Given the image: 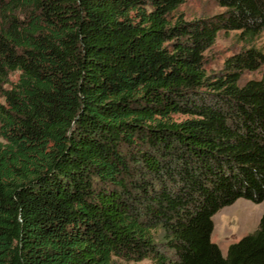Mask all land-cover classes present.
Instances as JSON below:
<instances>
[{
  "label": "trees",
  "instance_id": "16d2710c",
  "mask_svg": "<svg viewBox=\"0 0 264 264\" xmlns=\"http://www.w3.org/2000/svg\"><path fill=\"white\" fill-rule=\"evenodd\" d=\"M186 1L0 0V264H264V214L212 239L264 201V0Z\"/></svg>",
  "mask_w": 264,
  "mask_h": 264
},
{
  "label": "rangeland",
  "instance_id": "374dc122",
  "mask_svg": "<svg viewBox=\"0 0 264 264\" xmlns=\"http://www.w3.org/2000/svg\"><path fill=\"white\" fill-rule=\"evenodd\" d=\"M222 11L214 0H187L180 8L187 19L213 15ZM242 43L237 38V32L219 33L214 45L206 52V69L208 73H216L223 68L225 60L242 48ZM258 45L264 48V33L258 39ZM261 72H248L244 78H259ZM13 76L12 80H16ZM5 103V98L0 95V105ZM264 214V201L253 202L246 198H239L233 204L223 207L214 216L215 228L212 239L218 243L224 254L229 245L238 241L244 235L255 231L262 215ZM119 264H152L150 260L138 262H120Z\"/></svg>",
  "mask_w": 264,
  "mask_h": 264
}]
</instances>
